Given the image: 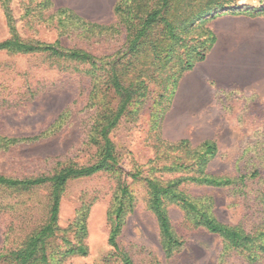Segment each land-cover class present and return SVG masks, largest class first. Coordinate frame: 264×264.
<instances>
[{"label": "rangeland", "instance_id": "1", "mask_svg": "<svg viewBox=\"0 0 264 264\" xmlns=\"http://www.w3.org/2000/svg\"><path fill=\"white\" fill-rule=\"evenodd\" d=\"M51 1L47 6V0H0V43L12 37L7 20L9 13L17 35L24 43L57 42L62 48L83 49L97 59L107 61L124 50L126 33L122 27L119 34L90 36L84 33L88 25H82L70 14L62 12L72 10L86 22L117 26L118 18L113 11L115 0H107L97 13L91 12L95 0ZM233 1L244 8L241 9L243 14L229 12L222 15L264 20V15L244 13L246 7H258L264 0ZM211 22L196 21L191 28L196 33L187 36L196 38L202 32L198 29L199 24L210 28ZM251 49L254 53L250 57H261L263 63L262 69L255 65L251 70L254 79L250 88L242 93L214 97L206 110L196 111L182 134L166 133L163 119L164 111L167 114L173 105L180 79L167 86L163 100L160 98L162 90L151 85L146 104L137 112V107H132V114L123 119L110 136L116 146L120 169L70 180L62 192L61 232L48 251L51 264H121L111 259L114 250L108 243L112 228L110 213L116 205L121 183L129 185L133 198L118 243L121 247L129 246L128 252L134 260L145 264L154 259L161 264H248L237 254L225 250L220 236L191 226L186 212L174 203H167V213L173 230L184 245L170 257L166 256L157 219L149 209L148 188L144 181H134L130 175L139 174L141 178L162 185L183 176L185 173H180L179 169L171 171L166 166L182 163L180 159L186 160V157L168 150L169 147L156 148L157 140L173 143L182 139L189 140L193 147L205 140L216 142L218 151L208 165V173L232 177L238 172H247V158L254 152H247L245 159L239 161L242 151L264 139V45L258 55L260 47L253 43ZM85 67L81 65L76 69L73 64H60L45 54L0 53V138L39 136L50 127L55 130L53 125L57 126L58 118L66 114L58 132L33 143H20L8 150H0L1 175L15 179L35 178L53 173L59 162L85 165L93 158L96 160L97 151L89 143L95 116V108L89 102L93 82ZM259 187L255 183L239 193L232 186L214 188L188 184L182 185L180 191L201 207L205 206L224 224L253 226L258 224L260 217L261 205L256 194ZM50 192L46 186L28 195L22 194L20 198L26 201V207L37 212L43 204L48 205ZM7 200L13 201L0 192V205ZM12 218L10 212L0 210V248ZM41 218L35 214L32 222ZM64 239L74 243L80 240L87 248V255H62L60 252L66 246ZM255 264H264V256Z\"/></svg>", "mask_w": 264, "mask_h": 264}, {"label": "trees", "instance_id": "2", "mask_svg": "<svg viewBox=\"0 0 264 264\" xmlns=\"http://www.w3.org/2000/svg\"><path fill=\"white\" fill-rule=\"evenodd\" d=\"M47 6L51 0H47ZM204 3V4H203ZM203 4V5H202ZM241 8L232 0H117L114 14L118 18L117 26H104L98 23L86 22L72 10H65L75 21L88 25L86 35L97 36L106 33L119 34L120 27L125 30V48L111 61L97 59L83 49H65L54 44L24 43L17 35L12 16L8 13V27L12 37L0 43V53L8 51L13 54H45L64 65L73 64L76 69L86 66L87 74L93 82L89 102L95 108L89 143L96 149V160L85 165L72 161L59 162L53 173L35 178L15 179L0 174V192L11 197L0 205V210L8 211L13 220L4 233L3 245L0 248V264H51L50 245L59 237V213L61 195L70 180L91 177L101 172L119 170V158L116 146L111 139L123 119L132 114L131 108L141 109L148 99L151 85L162 90L161 100L168 92V85L194 68L195 64L204 61L216 42V37L209 27L199 24L202 30L199 36L189 37L196 21L214 20L224 13L243 14ZM247 15H264V4L258 7H246ZM118 27V28H117ZM104 59V60H103ZM166 112L163 113V119ZM63 113L53 128L33 138H0V150L16 146L20 143H33L46 138L61 128L65 119ZM158 150L169 147L172 152H179L186 157L182 163L173 162L167 165L169 170L179 169L183 176L176 177L166 185L157 181L141 178L139 174H131L134 181H144L148 188L149 209L155 215L160 238L166 256L170 257L179 250L184 242L181 240L170 222L167 213V203L179 205L191 221V226L203 228L210 234L220 236L225 244V250L240 256L244 262L255 264L264 256V139L245 148L240 159L244 160L247 152L254 155L247 158V172H238L235 176H216L207 172L210 161L216 156L218 147L215 141L205 140L193 147L189 140L182 139L167 143L157 140ZM164 149V151H167ZM170 167V168H169ZM261 186L256 190L260 202L259 222L253 226L227 225L220 222L184 192L182 185H197L214 188L232 186L239 193L245 192L252 184ZM48 186L51 190L48 205L43 204L37 212L26 207L22 194L37 191ZM11 192V193H10ZM18 193V195H14ZM116 205L110 213L112 228L109 245L114 252L111 259L121 264H145L134 260L128 252V247H121L118 237L125 223L128 208L132 202V192L129 185L121 183L118 186ZM128 202V204H127ZM30 213L27 214L26 212ZM35 214L42 218L32 222ZM77 224V222H75ZM85 232V227L82 229ZM65 248L62 255L86 256L87 248L79 242L63 240ZM139 247V246H138ZM150 264H161L158 260H150Z\"/></svg>", "mask_w": 264, "mask_h": 264}, {"label": "crops", "instance_id": "3", "mask_svg": "<svg viewBox=\"0 0 264 264\" xmlns=\"http://www.w3.org/2000/svg\"><path fill=\"white\" fill-rule=\"evenodd\" d=\"M107 0H95L91 12H101ZM117 0H115L113 9ZM210 28L216 42L204 61L181 77L174 102L164 119V130L171 135L184 133L196 111L206 110L213 98L232 92H245L253 84L251 70L262 69V59L252 58L251 46L264 45V20L246 16L221 15ZM260 76H258L259 78Z\"/></svg>", "mask_w": 264, "mask_h": 264}]
</instances>
